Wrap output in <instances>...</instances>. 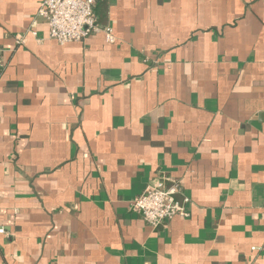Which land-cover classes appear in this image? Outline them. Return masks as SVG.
<instances>
[{
	"label": "crops",
	"instance_id": "0c3cea01",
	"mask_svg": "<svg viewBox=\"0 0 264 264\" xmlns=\"http://www.w3.org/2000/svg\"><path fill=\"white\" fill-rule=\"evenodd\" d=\"M41 2L0 0V264H264V0H96L115 41L66 44ZM157 181L188 216L133 210Z\"/></svg>",
	"mask_w": 264,
	"mask_h": 264
},
{
	"label": "built area",
	"instance_id": "2783aa9c",
	"mask_svg": "<svg viewBox=\"0 0 264 264\" xmlns=\"http://www.w3.org/2000/svg\"><path fill=\"white\" fill-rule=\"evenodd\" d=\"M96 0H42L38 16L43 18L49 27L50 38L61 44L81 41L94 32H105L107 41L114 42L112 29L101 27L96 20L94 6ZM37 35L36 31H32ZM25 35H19V43L25 41ZM0 65H2L0 59ZM181 191L180 185L165 187L161 182L148 185L132 202L134 211L140 213L151 226H158L174 216H188L185 203L176 199ZM5 229L0 228V233ZM255 249V248H253Z\"/></svg>",
	"mask_w": 264,
	"mask_h": 264
}]
</instances>
